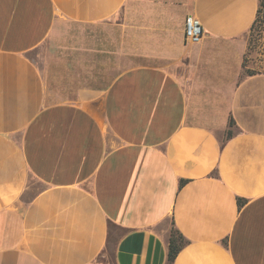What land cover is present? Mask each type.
I'll use <instances>...</instances> for the list:
<instances>
[{"label":"crops","instance_id":"0c3cea01","mask_svg":"<svg viewBox=\"0 0 264 264\" xmlns=\"http://www.w3.org/2000/svg\"><path fill=\"white\" fill-rule=\"evenodd\" d=\"M258 8L0 0V264H167L171 228L172 264H264ZM59 28L89 33L40 67Z\"/></svg>","mask_w":264,"mask_h":264},{"label":"rangeland","instance_id":"374dc122","mask_svg":"<svg viewBox=\"0 0 264 264\" xmlns=\"http://www.w3.org/2000/svg\"><path fill=\"white\" fill-rule=\"evenodd\" d=\"M82 28H59L44 46L31 54V58L40 67L50 56H66L75 52V46L81 41V36L87 35ZM247 57L255 62H264V0H259L256 19L247 34ZM264 66L258 64V68ZM173 231L171 228L170 233Z\"/></svg>","mask_w":264,"mask_h":264},{"label":"built area","instance_id":"2783aa9c","mask_svg":"<svg viewBox=\"0 0 264 264\" xmlns=\"http://www.w3.org/2000/svg\"><path fill=\"white\" fill-rule=\"evenodd\" d=\"M184 43L188 46H196L199 44L203 31L200 22L194 16H188L184 23Z\"/></svg>","mask_w":264,"mask_h":264},{"label":"trees","instance_id":"16d2710c","mask_svg":"<svg viewBox=\"0 0 264 264\" xmlns=\"http://www.w3.org/2000/svg\"><path fill=\"white\" fill-rule=\"evenodd\" d=\"M232 125H233V122L232 120H230L228 127L231 128ZM230 134H231L230 131H228L227 137H229ZM184 244L185 242L182 236L176 230L173 229L168 239L167 264L173 263L177 253L180 251V249L182 248Z\"/></svg>","mask_w":264,"mask_h":264}]
</instances>
